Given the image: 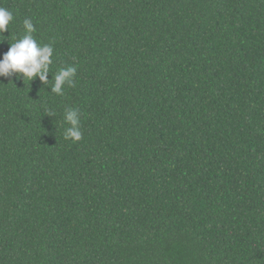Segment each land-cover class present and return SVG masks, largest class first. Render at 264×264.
Returning a JSON list of instances; mask_svg holds the SVG:
<instances>
[{"label": "trees", "instance_id": "1", "mask_svg": "<svg viewBox=\"0 0 264 264\" xmlns=\"http://www.w3.org/2000/svg\"><path fill=\"white\" fill-rule=\"evenodd\" d=\"M0 6L77 68L0 77V264H264V0Z\"/></svg>", "mask_w": 264, "mask_h": 264}, {"label": "clouds", "instance_id": "2", "mask_svg": "<svg viewBox=\"0 0 264 264\" xmlns=\"http://www.w3.org/2000/svg\"><path fill=\"white\" fill-rule=\"evenodd\" d=\"M14 19L13 13L7 8L0 6V42L7 39L3 33L9 31L10 22ZM25 34L21 38H14V42L10 45L8 51L0 58V77L10 79L15 77L21 79L19 74H22L23 81L25 79L32 81L38 77L43 85H50L51 93L59 96L64 95L65 87H72L75 84L77 68L74 65H69L60 68L52 79L48 76L51 72L50 66L53 63L52 57L55 50V42L42 43L33 35L36 32V27L31 19L23 21ZM51 116H55V112L51 109H46ZM64 122L69 127L63 131L65 140H71L73 143L83 139V131L81 129V112L78 108L67 107L63 113Z\"/></svg>", "mask_w": 264, "mask_h": 264}]
</instances>
